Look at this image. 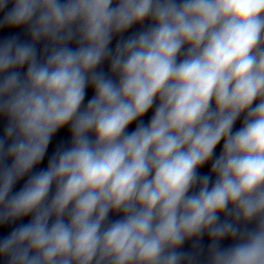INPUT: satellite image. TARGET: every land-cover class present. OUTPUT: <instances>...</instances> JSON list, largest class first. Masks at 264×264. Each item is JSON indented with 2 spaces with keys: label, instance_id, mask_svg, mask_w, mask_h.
Segmentation results:
<instances>
[{
  "label": "clouds",
  "instance_id": "obj_1",
  "mask_svg": "<svg viewBox=\"0 0 264 264\" xmlns=\"http://www.w3.org/2000/svg\"><path fill=\"white\" fill-rule=\"evenodd\" d=\"M0 264H264V0H0Z\"/></svg>",
  "mask_w": 264,
  "mask_h": 264
}]
</instances>
